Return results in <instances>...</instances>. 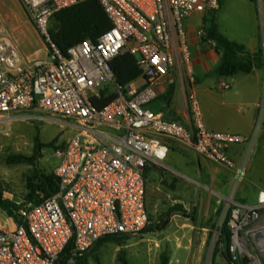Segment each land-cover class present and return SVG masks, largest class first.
<instances>
[{"label": "built area", "instance_id": "built-area-1", "mask_svg": "<svg viewBox=\"0 0 264 264\" xmlns=\"http://www.w3.org/2000/svg\"><path fill=\"white\" fill-rule=\"evenodd\" d=\"M80 1L24 0L36 29L51 47L50 62L26 60L0 25V124L45 120L33 116L43 113L50 116L48 121L75 132L56 149L61 161L55 170L59 191L49 198L38 193L41 202L20 210L21 224L0 208L7 216L5 223L0 221V264H57L71 244L68 264H77L76 258L103 238L141 234L152 225L148 173L165 168L171 144L230 170L234 187L248 178V153L237 164L228 150L235 145L254 147L260 121L252 137L210 131L193 93L191 127L151 108L157 87L176 68L177 50L185 54L188 65L191 62L185 21L197 14H216L221 0H100L112 29L97 42L86 40L70 48L64 56L50 37V19ZM256 4L264 34V0ZM127 53L136 57L142 76L120 87L111 62ZM109 87L116 99L97 108L93 100ZM227 202L231 263L264 264V190L254 203L234 197ZM11 220L16 225L9 228Z\"/></svg>", "mask_w": 264, "mask_h": 264}, {"label": "rangeland", "instance_id": "rangeland-1", "mask_svg": "<svg viewBox=\"0 0 264 264\" xmlns=\"http://www.w3.org/2000/svg\"><path fill=\"white\" fill-rule=\"evenodd\" d=\"M256 1L222 0L216 21L229 40L247 46L256 43L259 35L264 39ZM0 25L13 38L26 60L50 62L51 52L32 22L24 0H7L0 12ZM108 89L114 92L113 87ZM33 116L45 120H15L0 124V191L4 198L24 206L34 203L29 201V186L37 182V171L44 175L55 174L61 164L56 149L75 133L48 121L50 116L46 114L35 113ZM37 139L43 144L54 145L43 149L36 166L14 163L17 156L34 155ZM253 157L258 174L264 178V140L259 141V136L255 139ZM178 161L181 163L174 164V172L191 175L187 160L178 157ZM167 163L165 160L164 164ZM225 178L229 188L225 194L202 181L199 190L193 188L194 183H184L181 179L180 184L171 185L161 181L155 193L156 202L153 195L147 197L152 228L137 236H127L122 245L108 242L93 249L90 264H164V257L167 264H230L224 257L225 247L218 245L219 233L229 210L227 199H238L244 185L234 187L232 177L226 175ZM6 220L7 216L0 212V221L5 223ZM15 225L14 220L8 223L9 228Z\"/></svg>", "mask_w": 264, "mask_h": 264}, {"label": "crops", "instance_id": "crops-1", "mask_svg": "<svg viewBox=\"0 0 264 264\" xmlns=\"http://www.w3.org/2000/svg\"><path fill=\"white\" fill-rule=\"evenodd\" d=\"M6 4L7 0H0V12L4 10ZM209 17L210 14L208 16L197 14L185 21L186 42L191 62L188 65L185 54L181 49L177 50L176 68L157 87L158 98L151 108L155 112L163 113L168 120L191 127L189 96L193 93L198 99L208 130L252 137L260 121L257 136L259 141L264 140V113L261 111V104L264 101V39L259 35L256 43L242 45L245 48L243 56L253 62L250 73L242 72L232 77L220 76L217 68L221 54L217 51L215 43L208 41L204 34V22ZM219 29L225 35L220 27ZM175 42L181 46L182 41L177 35ZM223 84H228L229 89L223 88ZM258 144L260 146V143ZM254 148L255 145L251 149L248 145H235L228 150L229 156L237 164H242L248 153L246 158L248 178L241 188L239 198H236V201L243 203H254L259 191L264 190V178L258 174L257 162L253 157ZM178 157L187 160L191 175L174 172V164L181 163ZM166 160L168 163L164 164L165 168L152 169L148 173V195L154 196V202L161 181H166L170 185L175 182L177 184L192 182L196 190L200 189L199 182L202 181L224 194L229 189L225 185V176L232 177V172L197 155L191 149L171 144Z\"/></svg>", "mask_w": 264, "mask_h": 264}, {"label": "trees", "instance_id": "trees-1", "mask_svg": "<svg viewBox=\"0 0 264 264\" xmlns=\"http://www.w3.org/2000/svg\"><path fill=\"white\" fill-rule=\"evenodd\" d=\"M222 6V0H221ZM221 8V7H220ZM112 22L106 13L100 0H85L78 4L62 9L55 13L50 19L49 34L53 43L59 48L64 56L68 55L70 48L82 43L86 40H97L112 29ZM206 39L215 43L217 51L221 54V61L217 68V73L220 76L232 77L239 73H250L253 68L251 59L243 56L245 48L231 40L220 32L219 25L216 21V14L207 18L204 22ZM44 39V38H43ZM45 40V39H44ZM51 52V47L47 44ZM111 68L115 73L116 84L120 87H125L138 80L142 76V71L137 64L136 57L130 54H121L115 57L111 62ZM115 92H110L106 89L100 99H94L93 103L97 108H104L116 99ZM54 143L43 144L37 139L35 153L32 157L17 156L14 158V163H28L36 166L38 160L42 157L43 149L53 146ZM37 182L30 184L29 201L34 203L41 202L38 193L44 194V198H49L59 191L58 179L55 174L44 175L37 171ZM24 204H17L7 198H4L3 192L0 191V208L3 209L8 217L13 218L16 223L21 224L18 220L20 210ZM228 219L225 220L222 234L219 238L218 245L225 247L224 257L230 264L231 260L228 254L229 245L231 242V233L228 228ZM152 228L150 225L145 231ZM127 236L117 235L103 238L93 249L101 248L105 243L115 242L122 245ZM92 249V250H93ZM91 250V251H92ZM218 248L216 249V251ZM72 244L68 246L62 254L57 264H68L72 258ZM89 251L84 256L76 258L77 264H90L92 253ZM168 260L164 257V264Z\"/></svg>", "mask_w": 264, "mask_h": 264}, {"label": "water", "instance_id": "water-1", "mask_svg": "<svg viewBox=\"0 0 264 264\" xmlns=\"http://www.w3.org/2000/svg\"><path fill=\"white\" fill-rule=\"evenodd\" d=\"M213 15H214V13H213V12H211V13H210V16H213ZM18 220H19V221H21V220H22V218H21V217H18ZM163 248H164V250H166V248H167V244H166V242H165V241L163 242Z\"/></svg>", "mask_w": 264, "mask_h": 264}]
</instances>
